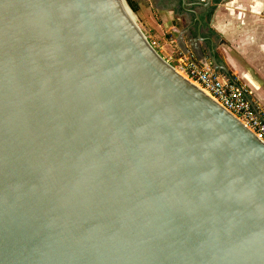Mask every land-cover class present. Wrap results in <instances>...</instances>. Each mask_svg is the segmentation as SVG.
<instances>
[{"label":"water","instance_id":"water-1","mask_svg":"<svg viewBox=\"0 0 264 264\" xmlns=\"http://www.w3.org/2000/svg\"><path fill=\"white\" fill-rule=\"evenodd\" d=\"M0 264H264V144L121 0H0Z\"/></svg>","mask_w":264,"mask_h":264},{"label":"crops","instance_id":"crops-1","mask_svg":"<svg viewBox=\"0 0 264 264\" xmlns=\"http://www.w3.org/2000/svg\"><path fill=\"white\" fill-rule=\"evenodd\" d=\"M132 1L165 61L209 65L247 84L249 97L264 110V0Z\"/></svg>","mask_w":264,"mask_h":264},{"label":"built area","instance_id":"built-area-1","mask_svg":"<svg viewBox=\"0 0 264 264\" xmlns=\"http://www.w3.org/2000/svg\"><path fill=\"white\" fill-rule=\"evenodd\" d=\"M148 42L154 50L159 47L153 40ZM166 62L264 144V110L249 97L247 84L188 58H182L175 64Z\"/></svg>","mask_w":264,"mask_h":264},{"label":"rangeland","instance_id":"rangeland-1","mask_svg":"<svg viewBox=\"0 0 264 264\" xmlns=\"http://www.w3.org/2000/svg\"><path fill=\"white\" fill-rule=\"evenodd\" d=\"M134 20H135V23H136V24L138 25V27L140 28L141 32L145 35L147 41L152 40V38H150V37L148 36V34H146L145 31L143 30V28L141 27L140 23H139L138 20H137L136 14H134ZM153 41H154V40H153ZM157 49H158V48H157ZM155 51L157 52V50H155ZM157 53H158V52H157Z\"/></svg>","mask_w":264,"mask_h":264},{"label":"bare ground","instance_id":"bare-ground-1","mask_svg":"<svg viewBox=\"0 0 264 264\" xmlns=\"http://www.w3.org/2000/svg\"><path fill=\"white\" fill-rule=\"evenodd\" d=\"M124 10L127 13V15L129 16V18L131 19V21L135 22L134 20V15L130 12V10L126 7V5L124 4L123 0H121Z\"/></svg>","mask_w":264,"mask_h":264},{"label":"trees","instance_id":"trees-1","mask_svg":"<svg viewBox=\"0 0 264 264\" xmlns=\"http://www.w3.org/2000/svg\"><path fill=\"white\" fill-rule=\"evenodd\" d=\"M131 11L136 14V8L132 0H125ZM212 13V12H211ZM210 13V14H211Z\"/></svg>","mask_w":264,"mask_h":264}]
</instances>
